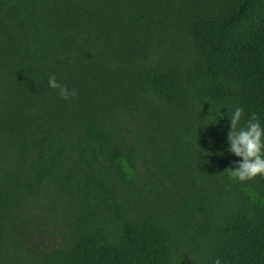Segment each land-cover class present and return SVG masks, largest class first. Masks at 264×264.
<instances>
[{"label": "trees", "instance_id": "trees-1", "mask_svg": "<svg viewBox=\"0 0 264 264\" xmlns=\"http://www.w3.org/2000/svg\"><path fill=\"white\" fill-rule=\"evenodd\" d=\"M236 106L264 124V0H0V264H264Z\"/></svg>", "mask_w": 264, "mask_h": 264}, {"label": "clouds", "instance_id": "clouds-1", "mask_svg": "<svg viewBox=\"0 0 264 264\" xmlns=\"http://www.w3.org/2000/svg\"><path fill=\"white\" fill-rule=\"evenodd\" d=\"M47 87L57 90L64 100H70L76 95L74 89L70 90L67 85L60 83L55 75L48 77ZM223 108H220V112ZM226 115L230 125L227 132L228 151L239 158L227 168L229 177L238 183L253 180L257 176L264 177V124L260 117L252 113L242 123L244 109L239 106L227 109ZM213 264H222V258H216Z\"/></svg>", "mask_w": 264, "mask_h": 264}]
</instances>
